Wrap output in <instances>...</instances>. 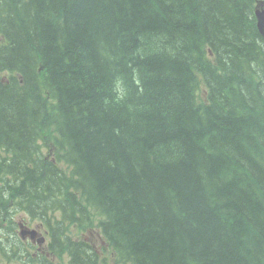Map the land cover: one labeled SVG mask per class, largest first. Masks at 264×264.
I'll list each match as a JSON object with an SVG mask.
<instances>
[{"label": "trees", "instance_id": "16d2710c", "mask_svg": "<svg viewBox=\"0 0 264 264\" xmlns=\"http://www.w3.org/2000/svg\"><path fill=\"white\" fill-rule=\"evenodd\" d=\"M258 2L0 0V206L75 264H264Z\"/></svg>", "mask_w": 264, "mask_h": 264}, {"label": "flooded vegetation", "instance_id": "af4514ba", "mask_svg": "<svg viewBox=\"0 0 264 264\" xmlns=\"http://www.w3.org/2000/svg\"><path fill=\"white\" fill-rule=\"evenodd\" d=\"M11 210L10 204L3 203L0 206V264L75 263L74 257L69 256L67 260L60 254L59 239L40 224L33 225L36 228L35 232L23 236L21 228L27 222L23 219L17 222ZM17 228H19L18 233Z\"/></svg>", "mask_w": 264, "mask_h": 264}, {"label": "rangeland", "instance_id": "374dc122", "mask_svg": "<svg viewBox=\"0 0 264 264\" xmlns=\"http://www.w3.org/2000/svg\"><path fill=\"white\" fill-rule=\"evenodd\" d=\"M105 4H107V5L111 6V7L114 5V7H116L115 4H114L113 2L105 1ZM114 9H115V8H114ZM115 13H116V9H115ZM189 19L196 20V19H202V18H196L193 14H191V16H190V18H188V20H189ZM203 21H206V19L204 18ZM211 35H212L213 37H215V36L213 35V33H212ZM133 42H135L134 39H133ZM170 53H171L170 51H166V52L164 51V52H161V53H157V54L154 55L152 58H153V60L156 59V56L159 54V56H164V60L166 61L165 58L173 57ZM179 54H180L181 56L183 55V57L190 58V56L187 54V51H186V50H181V49H180V50H179ZM190 59H191V58H190ZM142 61H143V59H142ZM15 216H16L17 222H19V221L22 220V219L24 220L23 217H25V214H24L21 210H18V212H17V214H16ZM24 221H25V220H24ZM31 224H35V223H31ZM18 231H19V228H17V233H18ZM95 234H96V236H98L97 232H95ZM97 240H98V238H97ZM97 243L99 244L100 241L98 240Z\"/></svg>", "mask_w": 264, "mask_h": 264}, {"label": "water", "instance_id": "95a60500", "mask_svg": "<svg viewBox=\"0 0 264 264\" xmlns=\"http://www.w3.org/2000/svg\"><path fill=\"white\" fill-rule=\"evenodd\" d=\"M256 16L258 20V27L261 33L264 35V7L256 10Z\"/></svg>", "mask_w": 264, "mask_h": 264}, {"label": "bare ground", "instance_id": "6f19581e", "mask_svg": "<svg viewBox=\"0 0 264 264\" xmlns=\"http://www.w3.org/2000/svg\"><path fill=\"white\" fill-rule=\"evenodd\" d=\"M261 7H264V0H259V2H258V5H257V7H256V9H255V15H256V10L258 9V8H261ZM256 18H257V16H256ZM256 23H257V28H258V30H259V27H258V20L256 21ZM259 32L261 33V31L259 30ZM262 34V33H261ZM263 35V34H262ZM263 37H264V35H263ZM262 37V38H263ZM264 39V38H263ZM210 55H212V54H210Z\"/></svg>", "mask_w": 264, "mask_h": 264}]
</instances>
